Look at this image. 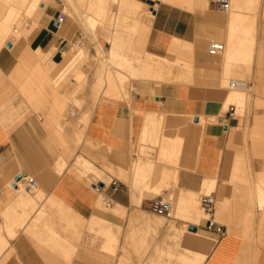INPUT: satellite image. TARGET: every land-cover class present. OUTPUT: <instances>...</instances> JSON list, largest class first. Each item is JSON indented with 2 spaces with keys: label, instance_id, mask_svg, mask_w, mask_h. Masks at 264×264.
I'll return each instance as SVG.
<instances>
[{
  "label": "crops",
  "instance_id": "crops-1",
  "mask_svg": "<svg viewBox=\"0 0 264 264\" xmlns=\"http://www.w3.org/2000/svg\"><path fill=\"white\" fill-rule=\"evenodd\" d=\"M144 3L157 8L152 25V47L159 52H167L174 39L190 44L204 43L206 39L212 38L214 31L225 34L228 29L227 22H218L212 15L203 16L199 12H188L154 0H145ZM54 25L58 26L56 23ZM200 26L204 28L201 29ZM69 28L71 27L66 29ZM207 28H211L207 30L209 33L205 32ZM50 33L47 32V38L43 39L44 47L49 46L50 40L55 37V33L52 36ZM199 37L200 40L197 41ZM194 56L195 66L203 70L205 75L220 72L221 64L208 62L205 50H198ZM253 77L255 78V72ZM246 82L249 84L248 88L258 87V84L254 87L251 81ZM189 91L191 89L184 86L166 85L157 88L152 84L136 82L128 97L116 102H99L93 108L79 154L86 152L84 149L91 142L99 150L87 152L95 161L105 163L108 169L123 170L127 181L120 182L107 175L111 178L109 186L93 177L88 178L91 181L88 185L85 179L70 172L79 154L76 159L69 161L68 148L63 150L58 147L64 138L58 140L55 126L47 124V120L34 117L17 128L0 126V249L3 250L0 253V264H121L120 260L123 259L125 264H138L137 249L139 258H144L140 264H153V259L155 264H264V211L258 206L252 207L250 212L247 209L241 212H212L207 215L209 218L198 223L192 218L191 221L174 218L165 225L149 226L145 222L141 223V220H133L136 213L138 217L145 219L153 217V212H145L144 208L154 199L142 189L135 190L131 180L132 167L139 158L140 133L143 134L148 117L156 123L152 131L153 144L156 146L150 147V158L155 160L153 183H158L162 172L166 170L168 175H177L175 179L178 191L199 193L204 180L216 179L217 190L213 193L216 202L217 199L226 198V195L227 200L232 199L231 187H222L220 181L228 160L227 155H235L230 146L236 129L234 120L220 118V123L204 126L199 123L191 124L190 118L202 115L206 119L214 116L219 118L220 104L207 100L203 102L202 108L199 102L190 98ZM181 123L183 131L179 130ZM174 129L178 131L177 134L173 132ZM68 133L67 131L65 135L67 141ZM165 137L170 141L179 137L186 142L192 141L186 151H179L172 165L158 162ZM63 158L69 162V166L63 174H58ZM83 158L101 171L98 163L88 157ZM252 168L259 173L260 162H253ZM18 177L34 178L38 189L45 194L44 202H37L38 209L18 206L9 189L11 187L12 190V182ZM113 184H116L117 191H114ZM223 193L226 195L223 196ZM100 197L110 201L111 210L120 206L125 211L124 216L97 209ZM139 199L141 203L138 202ZM53 200L61 202L59 206L64 209H53L50 212L70 210L86 222L92 220L106 224H82L74 229L59 220L55 231L62 240L59 247L51 246L56 252L49 253L46 203ZM115 211L116 209L113 210ZM208 220L216 222L214 228H208ZM172 222L175 223L174 226L171 225ZM218 229L222 233H217ZM191 230L213 243L208 253L193 243L192 237L189 239L187 234ZM186 240L190 241L188 249H185ZM146 247L149 252L143 257L142 251ZM167 249L171 250V261L160 257V253Z\"/></svg>",
  "mask_w": 264,
  "mask_h": 264
},
{
  "label": "rangeland",
  "instance_id": "rangeland-1",
  "mask_svg": "<svg viewBox=\"0 0 264 264\" xmlns=\"http://www.w3.org/2000/svg\"><path fill=\"white\" fill-rule=\"evenodd\" d=\"M41 1L44 2L43 0ZM138 1H142L143 3L145 2V0ZM56 2L57 0H45V3L48 5L42 15L39 16L37 13L33 14L34 17L33 15H25V17L24 15H21L18 19V22L21 24V31L24 32L22 33V35L24 34L23 40L25 42L27 41L29 44L26 42L27 47H22L20 49L15 48L14 52L18 59L22 61L29 60L31 61V64L17 66V63L14 64L13 61H10L7 68L0 67V126L17 128L26 120L34 117L45 121L47 120V124H52L55 126V134L58 140L64 138V141H60L61 144L59 143L58 147L63 150L68 148V158L70 161L76 159L77 154L81 152L80 150L83 144L84 131L88 124L93 108L99 102H116L128 97L130 91L132 90V85L136 82H141L140 75L142 72H144V66L142 64L138 65L140 62H134L137 60V56L142 58L146 57L148 54H151L155 60H160L161 58L159 56V51L155 50L151 44H146L150 38H153L152 28L149 30L150 33H148L149 31H146L144 23L138 21L136 18L130 15L121 6L119 0H66V2L59 4H56ZM208 2V7L205 9L208 10H204L203 12H200V14L202 13L201 15L203 16H214V14L209 13L210 11H213L211 8L212 0H208ZM245 2L247 4H251L254 10V16L252 15V18H254L255 26L258 29V32L256 33V35H258L256 36L257 43L255 40V49L257 46L260 47L258 50L256 49L257 51L255 53V57L257 56V58L255 59H258L259 49L262 51L260 54L264 53V31L261 29V27H264V2H262V0H245ZM159 3L177 6L188 12L195 13L193 8L190 6L189 8L186 4L179 5L178 3L170 0H160ZM147 7L149 10L153 9L149 5H147ZM72 11L77 12V15L75 16V23L70 17ZM62 12L67 15V20L64 24L57 27L62 29H66L68 27L73 28L74 39H70L66 36H58V34L55 33L56 27L54 23H56L58 15ZM196 13H198V11ZM217 13H219V15L224 18H227L228 16V12H226V14H221L220 12ZM4 22L5 20H0L1 58L10 56L11 51L9 48H12L10 45L8 46L9 48L5 47L1 40L4 37V29L2 28V26L5 25ZM92 23H94V29L93 26H91L93 25ZM12 24H15V22ZM248 25L250 24L247 23V26ZM32 31L35 32L36 37L33 35L34 33ZM47 32H51V36L55 33V37L50 40L49 46L44 47L43 44L45 43V40L43 39L47 38ZM239 35L242 34L240 33ZM31 36H33V39ZM211 39L206 41V53L208 51L207 48L209 45L213 41L217 42ZM113 47L116 49L118 56L112 58V60H109L108 52L112 50ZM135 56L136 60L133 59ZM37 58L42 62L41 75L36 72L35 62L37 61ZM183 59L188 60L189 58L185 57ZM261 59L264 61V54ZM72 63L73 67L71 68L69 66ZM162 63L165 64L163 61ZM20 66L24 67L22 68L24 71H21L22 69ZM166 67H169V65H166ZM176 69L174 72L175 74H178L180 69L178 67ZM252 71L253 73L255 72V78L253 77L252 80L250 79V81L255 86V84H258L256 83V77L258 75L264 76V64L259 66L255 60L252 64ZM62 74H64L63 78H61ZM46 75L47 81L44 79L41 80V76L43 77ZM39 77L41 78L40 80L38 79ZM50 78H53L54 80L51 82ZM144 78L146 79L148 77L146 76ZM147 80L149 81V79ZM202 80H204V78H202ZM148 81L143 82L142 80L143 83L152 84L157 88L166 85L181 86L180 83L178 84V79L177 82L174 80L175 84L170 82H168L169 84H158ZM262 84H264V82H262ZM34 89H36V91ZM250 90H252L253 93L251 94L252 99L241 113H238L234 108L230 107L228 112H226L224 116H220L218 119L216 117L205 119V124H203L204 118H190L192 121L191 124L199 123L200 126H204L209 123L213 124V118L217 119V123L219 122L220 118L224 120L230 118L234 120L233 123L236 126V129L233 131L230 146L231 150L235 152V156H238L236 159H238L233 165H226L224 168L223 177L220 181L223 187L228 185L229 188L231 187L232 199L227 200L226 197L223 202L221 199H217L216 207L213 212H227V210H229V212H235L234 210L241 212L243 209H247L250 212L252 207L257 208V206L260 210L264 211V207L263 205L260 206V200L258 198L260 190L264 189V89H261L263 93L260 91V94L255 88H251ZM36 93L38 94L36 95ZM234 114L237 117L234 118ZM183 128V123H181L180 131H183ZM67 131L69 132L68 141L65 138ZM152 145L155 146V144ZM164 145L166 146L168 155H170L171 158L168 161L165 158H162L160 155L158 162L165 163L166 165H172L177 159L178 154L182 152V150L186 151V149L189 148L191 144L189 141L186 142L183 138L179 137L177 143L171 144L170 142ZM86 147L87 149H84L86 152L79 154V157H77L74 166L70 169V172L78 175L81 179H85L88 185L91 183V181L88 179L89 177H93L95 180L102 178L107 186H109L111 183V178H109L107 175H110L112 178H115L120 182L124 180L125 176L122 169H117L116 171L112 168L108 169L105 163H98L92 158L89 153L91 151L95 152L99 150L94 147L91 142L86 145ZM104 153L106 154V152ZM146 154H150V149L145 150V155ZM83 157H88V159L98 163L101 166V171L97 170L88 160L84 159ZM154 162L155 160L148 162L147 160L142 159L141 164L145 169L144 171L140 172V176H138L140 181L139 184L136 186H133L132 184V187L135 190H144V185L141 181L142 176L146 178L145 183L148 181H153L152 176L155 168ZM253 162H260L259 173L256 171L257 167L255 168V171L253 170ZM68 163L69 162L64 158L61 160L62 165L58 167V174L64 173V171L69 166ZM64 164L66 165L65 167ZM95 172L99 173L101 176ZM168 176L170 181L168 183L169 187L167 186L165 189V194L163 192L159 193L158 191H154V193L149 195L150 198L156 200L159 197L168 196L171 194L174 198L175 208L179 191L177 189V185H175L177 184L175 175L172 174ZM125 180L127 181V179ZM9 189L16 200H18L20 196H24L29 202H34L35 197L38 195L37 192H35L34 196L26 195L22 186L17 190L20 192L19 194H15L16 190L13 188L11 190V187ZM205 189L206 188L202 189L196 195L198 203L197 206L200 212H194L191 217H189V215L176 217L174 211L170 218H164L165 221L161 225H165L168 220H173L174 218L185 221H191L192 218L196 219V223L203 219L209 218L204 213L200 205V199L203 195L212 193L213 189ZM207 190L212 191L208 192ZM185 193L189 196V192ZM263 197L264 195L261 197V199H264ZM106 200V198L100 197L97 203V209H100L103 212H113V210L116 209L115 212H118L117 207L111 210V207L106 205ZM37 202L41 203L44 202V200H39ZM38 203L26 208H32V210H36L39 208V205H37ZM60 204L61 202L56 200L47 202V211L50 212L53 209H57L59 211L63 210L64 208H60ZM150 206L151 204L145 207L144 211L152 213ZM68 212L72 211L68 210ZM119 212L125 211L121 209ZM124 214L120 216H124ZM152 214L153 219L158 217L154 213ZM73 215L77 219H80L78 224L77 222L74 223L76 226L82 224H89L91 226L106 224L102 221L93 222L91 220L86 222L77 214L74 213ZM72 225L73 224L67 226L73 227L74 225ZM171 225L174 226L175 223L172 222ZM173 228L175 229V227ZM202 237L206 238L205 236ZM186 241L185 249H188V246L190 245L186 243ZM193 243L195 242L193 241ZM167 250L171 252L170 249ZM2 251L3 250L0 249V253ZM47 251L49 253L56 252V250L50 245H47ZM136 252L138 256L137 262L140 264L144 258H139V249H137ZM142 252L144 253L143 257H145L147 252H149V248H143ZM111 254H113V252ZM161 256H163L164 259H168L170 261L172 259L171 255L166 256L162 253L160 257ZM153 264H155V259H153Z\"/></svg>",
  "mask_w": 264,
  "mask_h": 264
},
{
  "label": "bare ground",
  "instance_id": "bare-ground-1",
  "mask_svg": "<svg viewBox=\"0 0 264 264\" xmlns=\"http://www.w3.org/2000/svg\"><path fill=\"white\" fill-rule=\"evenodd\" d=\"M43 1L44 2H42L41 0H0V20H5V22H4L5 25L2 26V28L4 29V37L1 40H2L3 44L5 45V47L9 48L8 47L9 45L12 46V48H9L11 51V54H10L11 57L7 56V57L1 58V56H0V67L7 68L9 66L10 61H13L14 64L17 63V66L18 65L22 66V65L31 64V61H29V60H27V61L23 60L22 61V60L18 59L16 57L15 52H14L15 48L20 49L22 47H27V44H29L27 41H26L27 42V44H26V42L23 40L24 34L22 35V33H24V32L21 31V26H20L21 24H20V22H18V19L20 18L21 15H24V17H25V15L32 16L33 14H36V13L39 16L42 15L43 12L46 10V7L48 5L45 3V0H43ZM119 1L121 3V6L130 15H132L138 21L144 23L146 31L151 30V28H152L151 26H152L153 20H154V12L157 10L156 7L153 8V10H149L145 3L138 1V0H119ZM155 1L160 2V0H155ZM170 1L176 2L179 5L186 4V5H188V7L189 6L192 7L193 11H195V12L198 11L199 13L203 12L208 7V4H209L208 0H170ZM63 2H66V0H64V1L63 0H57L56 4L63 3ZM207 10H205V11H207ZM253 12H254V10L252 8V5L247 4L245 2V0H232V2L230 4L229 11L227 13V15H228L227 18L220 16L219 13H217V12L210 11L211 14H214V16L218 22H227V28H228L227 32L225 34L222 32H220V33L216 32L215 33V31H214L213 32L214 34H212V36H211L213 40H215L217 42H222V44H224L225 48H226L225 52L216 58L210 57L208 54V58H207L208 62H210V63H216L217 62V64L218 63L221 64V70L218 74H217V72H215V75H211V76L205 75L203 70H200L195 66V56L194 55L198 50L202 51V52L204 50H206L205 49L206 42H204V43L203 42H201V43L197 42L196 44H194V43L190 44V43L178 40V39H174L173 41L171 39L172 44L169 47L168 51L167 52H159V56L161 59L163 58L162 61L165 62V64L162 63L161 59L155 60L153 58V55H151V54H148L146 57H142V58L137 56V60H136V56H135L133 59H135L136 61H134L132 59L135 63L140 62L138 65L142 64L144 66L143 67L144 72H142V73H145V74L141 73V75H140L141 82H142V80H143V82H146V81H148L147 79H149L150 82L152 81V82L158 83V84H164V83L166 84L168 82L175 84L174 80H176V82H177V79H178V84L180 83L181 86L189 87V89H191V91H189L190 98L192 100H195V101L201 103L202 108L204 107V106H202L203 102L210 100L213 103L220 104V116H224V114L226 112H228V109L230 107L234 108L238 113H241L242 110L250 103V100L252 99L251 98L252 97L251 94H253L252 90H250L251 88H249L246 91L230 89L229 88V82L231 80H242V81H250V79L252 80V64H253V62L256 60V63L259 66L264 64V61H262V59H261L264 53L260 54V52H262V51H260L261 49H259V54L257 53L259 55L258 59H255V58H257V56L255 57V53L258 50V48H260V47L257 46V48H256L257 50L255 49V47H256L255 46V40L257 43L256 36L258 35V34L256 35V33L258 32V29L255 26L254 18H252L254 16ZM220 13L226 14L223 12H220ZM76 15H77V12H73V11L70 14V17L74 21V23L76 22V20H75ZM33 17H34V15H33ZM13 22H15V24H12ZM247 23L250 25L247 26ZM92 24L93 25H91V26H93V29H94V27H95L94 23H92ZM200 28H201V26H200ZM203 28L204 27H202L201 29H203ZM209 29H211V28L205 29L206 30L205 32H208L207 30H209ZM261 29H262V31H264V27H261ZM33 31H35V30H33ZM212 31H213V29L211 30V32ZM33 33L32 34L35 35V32H33ZM55 33H57L58 36H62V37L66 36L70 39H74V29L73 28L62 29V28L56 27ZM148 33H150V31ZM240 33L242 35H239ZM204 34H206V33H204ZM148 35H150V34H148ZM207 36L209 38H211L210 34H208ZM31 37L33 39V36H31ZM35 37H36V35H35ZM200 37H202V36H200ZM200 37L198 38L197 41L200 40ZM206 37H205V39H206ZM152 40H153V38H150L149 41L146 42V44L149 43L152 45ZM206 40H208V39H206ZM15 43H16V45H15ZM263 43H262V45H263ZM207 50H208V48H207ZM207 53H208V51H207ZM108 55H109V60L110 59L112 60V58H115L116 56H118V53H117L116 49L113 47L112 50H110L108 52ZM182 57L183 58L186 57L189 59L185 60ZM219 57H221V58H219ZM164 60H166V61H164ZM166 65L167 66L169 65V67H166ZM41 66H42V62L40 59L37 58V61L35 62V67H36V72L38 74H40L42 72ZM158 66H161V67H158ZM20 67H19V69H20ZM69 67L72 68L73 63L70 64ZM157 67H158V69L156 70ZM177 67L180 69V71L178 74H175L174 70ZM22 68H24V67H21V69ZM17 69H18V67H17ZM42 69H43V67H42ZM21 71H24V69H22ZM198 72H199V74H198ZM207 72L209 73V71H207ZM28 75H27V77H28ZM30 75H31V73H30ZM143 76L144 77L147 76L148 78L145 79ZM63 77H64V74H62L61 78H63ZM263 77H264L263 75H258L256 77V79H257L256 83L257 82H259V83H258V87L255 89L257 90L258 93L260 91L263 93V91H264V90L263 91L261 90V89H264V84H262V82H264ZM41 78L39 77L38 79L39 80L44 79L45 81H47V75L43 76V77L41 76ZM202 78H204V80H202ZM50 79H51V82L54 80L53 78H50ZM144 80H146V81H144ZM153 80H155V81H153ZM254 87H256V85ZM34 90L36 91V89H34ZM23 91H24V89H23ZM35 91H34V93H35ZM37 94L38 93H36V95ZM39 94H42V93H39ZM146 115L150 116V114H146ZM151 115H153V114H151ZM235 117H237V116L235 115ZM201 118H204L203 124H205L206 117H204L202 115L200 117V119ZM147 119H148V121L144 119L147 122H146V124L143 123V124H145L143 134L140 133V139L141 140H140V146H139V150H138V152H139L138 157L139 158H138V161L133 165V179H132L133 186H136L137 184H139L140 181L138 179V176H140V172L144 171V169H145L143 167V165L141 164L142 159H145L148 162L152 161L150 158V155L152 153L150 152L151 154L145 155V150L150 149V147H153V146H151L153 144L152 131H153V128H155L156 123H155V120L150 119V117H148ZM157 119H158V117H157ZM217 119L213 118L214 123H217V121H216ZM206 121H208V120H206ZM157 122H158V120H157ZM179 123L180 122H178V124ZM178 124H176V125H178ZM142 128H143V126H142ZM159 128H160V126H159ZM174 128L177 129L176 126ZM175 129L173 132H175V134H177L178 131H175ZM140 131H142V129ZM157 135H158V133H157ZM160 138H161V136H160ZM166 138L167 137H165V139L163 140V145H162L163 149H162L161 156H162V158H165L166 160L169 161L171 156L168 155L166 146L164 144H168L170 142H171V144L177 143L178 138L176 140L174 139L175 141H170V139L166 140ZM156 141H157V139H156ZM189 142L191 144L192 141H189ZM158 143H160L159 140H158ZM227 156H228V160H226L227 166L233 165L238 159V158L236 159L237 156H235L232 153L231 154L229 153V155H227ZM60 165H62V164H60ZM60 165H59V167H60ZM65 166L66 165L64 164V167ZM95 173L100 175L97 172H95ZM157 177H159V176H157ZM175 177L177 178V175ZM145 179L146 178L144 176H142L141 181L143 182V185H144V191L148 194H152V193H154V191H158L159 193L163 192L166 189V187L168 186V183L170 181L169 176L166 173V170L162 172V178L158 181V183L155 182L156 184L154 183V186H153V181H148L147 183H145ZM123 181H126L125 178ZM99 182L106 184L102 178L99 179ZM175 185H177V184H175ZM217 185H218V181L216 179L215 180L214 179H206V180H204V183L201 186V190L204 188H206V189L211 188V189H213V192L210 194H213L217 190ZM21 186L23 187L22 183L19 182L18 188H16L15 194L20 193L17 190ZM106 186H107V184H106ZM222 187H223V185H222ZM185 191L181 190L178 192L179 194L177 196L175 208L173 209V212L175 211L176 217H179L182 215H189V217H191L194 212H200L199 208L197 206V204H198L197 198H196L197 192H189V196H188V195H186ZM210 191H212V190H210ZM210 191H208V192H210ZM37 193H38V195L35 197L34 202H29L26 197L20 196L17 200L18 206L26 208L28 206L36 204L37 201H39V200H43L45 197V194L41 191V189L40 190L38 189ZM210 194H207V195H210ZM224 195H226V194L223 193V196ZM263 195H264V189L260 190V192L258 194V198L260 200V206L263 205V207H264V199H261V197ZM223 196H222V198H224ZM226 197H227V195H226ZM224 200H225V198L221 199L222 202ZM138 202L141 203L140 199ZM117 208H118V212H112L113 214H116L118 216V215H122L125 213V212H119L122 209L120 206H117ZM73 214H74L73 212H47V245L59 247L60 241L62 240V238H61L60 234L55 231V226L59 220L64 222L68 226L71 224L76 226L74 223L77 222V224H78L80 219H77ZM3 215H5V214H3ZM73 217H75V218H73ZM134 217H136V218H134L133 220H135L136 222L141 220V223L145 222V224H147L149 226H151V225L155 226L157 224L161 225L165 221V219L162 217H157L155 219L141 218V217L137 216V213H136V216L134 215ZM148 219H150V220H148ZM73 227H71V228H73ZM74 228H76V227H74ZM187 236L189 237V239H190V237H192L194 239V242L197 243L201 247V249H203L205 251V253H208L211 250L213 243L208 238L206 239V238L202 237L201 235H199L193 231H190L187 234ZM188 242H190V241L189 240L186 241V243H188ZM136 248H137V246H136ZM67 250L65 253H67ZM107 255H109V254H107ZM160 255H161V253H160ZM163 255L170 256L171 254H170L169 250H165L163 252ZM125 260H127V259H125ZM121 264H125L124 259L121 261Z\"/></svg>",
  "mask_w": 264,
  "mask_h": 264
},
{
  "label": "built area",
  "instance_id": "built-area-1",
  "mask_svg": "<svg viewBox=\"0 0 264 264\" xmlns=\"http://www.w3.org/2000/svg\"><path fill=\"white\" fill-rule=\"evenodd\" d=\"M231 4V0H212L211 2V8L213 12H223L226 13L229 11ZM67 20V15L65 13H60L56 19V24L58 26L65 23ZM225 45L218 42H212L208 47V54L211 57H218L222 55L225 52ZM229 88L233 90H240V91H246L248 90V83L246 81L242 80H231L229 82ZM235 115V114H234ZM233 117L235 118V116ZM23 185V191L26 195H34L35 192L38 190V184L36 180L32 177H22V180L20 181ZM14 185L18 188V183L15 181L12 182V188H14ZM114 191H117L118 188L116 187V184H113ZM216 199L214 197V194L210 195H203L200 199V205L206 215L212 214L216 207ZM106 204L109 206L110 201L106 200ZM151 211L158 217L163 218H170L171 214L174 209V198L171 194L168 196L159 197L158 199L151 202ZM216 225V222L208 220V228L212 229ZM217 233H222L221 229L217 230Z\"/></svg>",
  "mask_w": 264,
  "mask_h": 264
},
{
  "label": "water",
  "instance_id": "water-1",
  "mask_svg": "<svg viewBox=\"0 0 264 264\" xmlns=\"http://www.w3.org/2000/svg\"><path fill=\"white\" fill-rule=\"evenodd\" d=\"M21 180H22V177H18V178L15 179V182L19 183ZM100 187H102V186H100ZM14 188H17V186L14 185ZM191 231H193V230H191Z\"/></svg>",
  "mask_w": 264,
  "mask_h": 264
}]
</instances>
